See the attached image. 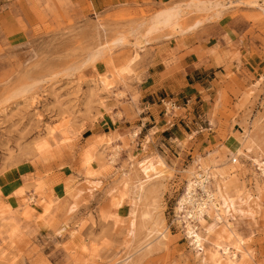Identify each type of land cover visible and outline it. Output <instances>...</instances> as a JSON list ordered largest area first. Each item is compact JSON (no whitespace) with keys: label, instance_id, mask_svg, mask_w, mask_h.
I'll list each match as a JSON object with an SVG mask.
<instances>
[{"label":"rangeland","instance_id":"374dc122","mask_svg":"<svg viewBox=\"0 0 264 264\" xmlns=\"http://www.w3.org/2000/svg\"><path fill=\"white\" fill-rule=\"evenodd\" d=\"M222 11L238 43L222 35L227 49L207 59L187 49L183 35L212 36L207 24ZM190 55L197 67L210 58L221 67L200 70L213 89L191 102L176 95ZM158 99L173 104L168 114ZM147 102L163 120L141 137ZM177 124L170 154L169 132L160 144L150 135ZM149 158L155 168L142 175L137 164ZM261 162L264 16L253 2L127 0L97 10L91 0H0V264H264ZM199 168L236 208L205 215L204 253L176 209Z\"/></svg>","mask_w":264,"mask_h":264},{"label":"bare ground","instance_id":"6f19581e","mask_svg":"<svg viewBox=\"0 0 264 264\" xmlns=\"http://www.w3.org/2000/svg\"><path fill=\"white\" fill-rule=\"evenodd\" d=\"M241 1H244L245 3H247V1H249L251 3L253 2V5L257 9H259V11H261L262 15L264 16V0H241ZM241 1L237 0V3H240ZM121 42H122V40H121ZM136 57H137V55L134 58H136ZM128 66L123 68V72H125V70H128ZM126 72H128V71H126ZM164 103H165L166 114H168V110H170L173 107V104L170 101L169 102L164 101ZM154 162L155 161L153 159L149 158V159H145L142 162H140L139 164H137L142 175H147L149 172H152L154 170V168H155ZM156 162H157V160H156ZM158 162H159V160H158ZM209 168H199L198 170L200 173L197 174V179L190 180L189 182H187L188 185L186 187L185 193L183 194V196L178 201L177 208H176L178 214H180L181 212L182 213L185 212L184 216L179 217V218L182 219L181 222L184 224V228L186 229L185 230L187 233L186 235L191 239L193 246L200 253H204V249H203L204 236L210 235L212 233V226H213V225H208V226L206 225L205 226V224H206V221L204 219L205 215H208L210 212H213L218 217V219H223L225 217L226 213L228 212V210L233 208V200L231 198V195H229L226 192L227 190H225L226 188L224 187V185H222L218 182H214V184L212 185L211 177L212 178H214V177H213V174L211 173V170ZM259 168H260L262 174L264 175V163L263 162H261V164L259 165ZM199 189L202 191L203 197L199 200H197V199L195 200L194 198L198 197L197 192ZM136 192L138 194V196L136 195L137 200H139L141 195H142V192H143L142 187L140 186L136 190ZM187 205H189L190 207L188 208ZM243 206L249 207L248 206V198L244 200ZM234 208H233V210H234ZM237 209H239V208H237ZM190 219H192L191 222L189 221ZM228 221H230V220H228ZM192 222H194V225H193L194 228H193V226H191ZM196 222L199 223L201 226H205L202 229V232H200V233L197 231V229H195V227L197 226ZM227 228L230 230L231 227L230 228L227 227ZM202 234H203V236H202ZM237 242H238V240H237ZM238 244L241 247L243 245V241H239ZM233 245H234V243H233ZM219 249H220V247L218 245H216L212 249L209 250V252L212 255L211 257L213 260H216L217 258H219V257H217V255H219ZM236 249L239 250L240 248L236 247ZM222 252H224V254H227L228 248L226 247V248L222 249ZM231 261H232V259H231Z\"/></svg>","mask_w":264,"mask_h":264},{"label":"crops","instance_id":"0c3cea01","mask_svg":"<svg viewBox=\"0 0 264 264\" xmlns=\"http://www.w3.org/2000/svg\"><path fill=\"white\" fill-rule=\"evenodd\" d=\"M124 1H127V0H91V3L93 7H95V9L99 10V9H103L104 7L108 5H112L116 2L123 3ZM162 11H165V10H161V12ZM225 15H227V12L222 11L220 20L212 21V22H209V24H207L210 26V30L213 32L212 36H208L204 38L199 33L200 30L196 32H190V33L183 35L186 38V40L185 41L183 40L182 42L187 47V49H194L195 51H197L196 49H198L199 52L197 53L204 54V57L207 59V57H211L213 55V52L215 51L218 45H220L219 47L222 48L221 50L227 49L225 46V39H223L222 35L225 34L227 36V39L230 40L231 43L237 44L241 37L239 33L237 32V30L231 28V26H228L227 23L222 22L224 18L223 16ZM240 43L242 44L243 42L241 41ZM240 53L242 54L243 51H240ZM193 57L194 56H191V55L188 57L189 62L187 63V66H186L188 68V73H186V76L188 77V81H187L186 87L182 91L176 92L177 96L179 95V93H182V96L189 97L190 102L191 100L201 96L200 94L201 90L205 92H210L213 89V88L206 89L201 86L203 83L201 84L202 79L199 78L200 70L201 69L203 70L213 69L215 72L217 71V68L221 69V67H216V65L213 64L211 58L207 61L208 65H206L207 63H204L203 65H200L199 67H197L194 65ZM212 81H214V79ZM176 97H170V99L174 102L175 100H177ZM146 104L148 106L147 108H145ZM141 105H143L144 108H142V110L144 111H142V115L138 117V121L136 122V125L137 127L141 129V137H144V136H148L149 135L148 132L150 130L155 129L157 127V124L161 122L163 119L158 115V112L155 110L156 109L155 103L147 102V103H141ZM178 121L179 120H177V122ZM106 127L111 129L108 118L104 124H101V126H99L103 134H106L105 132ZM233 129H235V127ZM182 131L183 130L177 124V126L175 127L173 126L172 128H169V129L168 128L164 129L161 132H158L157 130L154 134L151 133L152 135L150 136H153L154 141L156 142L159 141L158 143L160 144L162 143V141L168 140L167 136L163 134L166 132H169V136L171 137L169 139V143L173 145L170 147V149L166 147L165 148L167 152L171 154V151L174 150V143L179 140V137L182 135ZM234 134L235 132H232V135ZM94 166H96V164H94ZM44 224L45 223H42V226H45Z\"/></svg>","mask_w":264,"mask_h":264},{"label":"built area","instance_id":"2783aa9c","mask_svg":"<svg viewBox=\"0 0 264 264\" xmlns=\"http://www.w3.org/2000/svg\"><path fill=\"white\" fill-rule=\"evenodd\" d=\"M164 100L165 99H161L159 102H160V105H162L163 107H164V115H165V113H166V111H165V103H164Z\"/></svg>","mask_w":264,"mask_h":264}]
</instances>
